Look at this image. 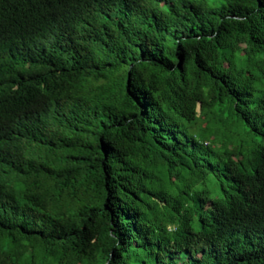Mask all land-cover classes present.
Wrapping results in <instances>:
<instances>
[{
  "label": "trees",
  "instance_id": "trees-1",
  "mask_svg": "<svg viewBox=\"0 0 264 264\" xmlns=\"http://www.w3.org/2000/svg\"><path fill=\"white\" fill-rule=\"evenodd\" d=\"M0 264H264V0H0Z\"/></svg>",
  "mask_w": 264,
  "mask_h": 264
}]
</instances>
